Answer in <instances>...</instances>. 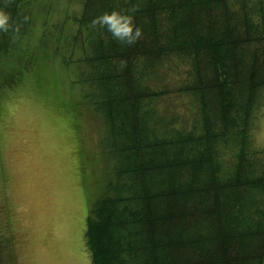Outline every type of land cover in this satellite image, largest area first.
Here are the masks:
<instances>
[{
    "label": "trees",
    "instance_id": "1",
    "mask_svg": "<svg viewBox=\"0 0 264 264\" xmlns=\"http://www.w3.org/2000/svg\"><path fill=\"white\" fill-rule=\"evenodd\" d=\"M47 1L0 0V95L59 44L86 60L115 159L87 216L93 264H264V0ZM114 10L134 16V46L93 25ZM47 20L63 29L37 55Z\"/></svg>",
    "mask_w": 264,
    "mask_h": 264
},
{
    "label": "rangeland",
    "instance_id": "2",
    "mask_svg": "<svg viewBox=\"0 0 264 264\" xmlns=\"http://www.w3.org/2000/svg\"><path fill=\"white\" fill-rule=\"evenodd\" d=\"M52 2L54 10L61 8L62 0ZM35 4L43 14L51 7L47 0ZM46 23L37 55L63 29L62 21ZM33 33L25 43H37L39 30ZM51 59L1 90L0 233L6 247L0 264H93L87 216L114 178L115 159L104 117L81 91L82 84L88 88L86 60L62 44ZM259 113L255 139L264 146V104Z\"/></svg>",
    "mask_w": 264,
    "mask_h": 264
},
{
    "label": "clouds",
    "instance_id": "3",
    "mask_svg": "<svg viewBox=\"0 0 264 264\" xmlns=\"http://www.w3.org/2000/svg\"><path fill=\"white\" fill-rule=\"evenodd\" d=\"M10 14L0 7V31H8L11 27ZM94 26L106 30L113 40L123 46H134L142 36L141 29L135 24L134 16L119 11L105 12L93 22Z\"/></svg>",
    "mask_w": 264,
    "mask_h": 264
}]
</instances>
